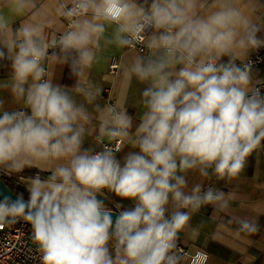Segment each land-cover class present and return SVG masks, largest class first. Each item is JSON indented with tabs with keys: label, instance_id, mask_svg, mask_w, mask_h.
Returning a JSON list of instances; mask_svg holds the SVG:
<instances>
[{
	"label": "clouds",
	"instance_id": "9594fccd",
	"mask_svg": "<svg viewBox=\"0 0 264 264\" xmlns=\"http://www.w3.org/2000/svg\"><path fill=\"white\" fill-rule=\"evenodd\" d=\"M257 10L255 0H0V62L12 67L0 81V170L51 173L24 181L27 202L0 201V227L30 224L40 264H213L178 244L198 239L193 214H228L235 195L189 187L187 177L239 182L264 150V96L245 63L264 47ZM139 45L146 51L134 55ZM112 49L122 97L133 79L147 85L134 133L122 100L101 108L90 80ZM58 64L70 65L74 88L53 83ZM3 93L19 107H6ZM89 136L102 151L84 148ZM105 192L132 204L116 205L115 223ZM233 218L237 231L222 223L217 233L251 243L258 220Z\"/></svg>",
	"mask_w": 264,
	"mask_h": 264
},
{
	"label": "crops",
	"instance_id": "0c3cea01",
	"mask_svg": "<svg viewBox=\"0 0 264 264\" xmlns=\"http://www.w3.org/2000/svg\"><path fill=\"white\" fill-rule=\"evenodd\" d=\"M255 3L258 6L257 16L264 18V0H255ZM19 23L20 21L17 20L16 25ZM59 27V21H53L50 24L52 35L58 33ZM257 35L259 39L264 40V26H261ZM150 36L151 31L149 32V38ZM256 50H261L264 53V47H260ZM256 50L250 51L246 59L253 55ZM134 55L142 54L136 50ZM109 56L110 59L107 62L97 66L89 74L90 80L95 85L102 88L101 97L97 100V104L103 108L108 104H115L118 99H121L123 106L133 117L132 130L134 133L136 127L141 123L140 117L144 111L141 104L142 92L147 85L141 84L139 81L133 79L131 86L126 90L122 97L121 94L124 90L120 82V77H115L120 68L119 63L121 60V52L112 49ZM128 59H131V56H129ZM115 60L118 62L119 68L116 74H111L110 66ZM53 72L54 84L69 89L76 86V78L72 74L70 65L58 64L54 67ZM11 75V62L5 59L0 62V81L8 80ZM109 75L113 78L108 79ZM251 77L252 87L254 89H256L260 83L264 82V62L251 70ZM3 99L5 100L6 107H19V105L13 104L12 97L9 93H3ZM75 99L78 103H84L79 96H76ZM88 111L90 113L94 112L92 107H88ZM94 135L95 134H93V136ZM93 136H89L85 140L84 148L95 152L103 146L98 144ZM106 143L107 141H105V144ZM131 150V148L125 146L117 155V158L122 160L124 155ZM0 171L7 175L6 172L2 170ZM18 174L24 175L27 179L34 178L36 174H39L42 179H46L51 173L47 171L41 172L37 168H26L23 172ZM187 179L189 187L195 183H202L203 190L205 191L209 187H213L224 192L226 195L234 194L235 196L228 214L222 213L220 216L215 215L216 210L212 206L203 207L198 213L193 214L190 224L193 228L199 231V237L195 241L188 240L187 243H185L186 238L182 235L179 244L183 245L188 251L193 246L207 251L212 258L213 264H264V150H261L258 155L254 154L248 160L247 166L239 182L227 183L215 178L202 180L197 173H189ZM106 196L107 199L104 200V203L107 207L112 206L117 208L116 205L120 204L122 205V208L126 210L132 206L131 201H122L112 193L106 192ZM98 198L104 199L103 197ZM233 216L254 217L258 220L260 230L255 235L247 238L251 243L236 240L224 230L217 233L218 224L222 223H230L233 232L239 229L240 225L236 222Z\"/></svg>",
	"mask_w": 264,
	"mask_h": 264
},
{
	"label": "built area",
	"instance_id": "2783aa9c",
	"mask_svg": "<svg viewBox=\"0 0 264 264\" xmlns=\"http://www.w3.org/2000/svg\"><path fill=\"white\" fill-rule=\"evenodd\" d=\"M141 49L146 51V48H144L143 45L137 46L136 50L143 54ZM263 62L264 53L261 50H256V52L245 61V63L251 65V70L258 67ZM118 68V62L116 60L113 61L110 66V73L116 74ZM256 89H259L261 96H264V82L260 83ZM102 150L103 147L95 152H100ZM119 153H117V155ZM7 175L10 176L8 173ZM37 175L39 174H36L35 176ZM21 177L24 179L22 180ZM17 180L28 191L26 183L24 182L28 179L24 175H20L17 177ZM178 247L184 249V251H188L181 244H178ZM0 264H40V254L33 244L30 224L20 221L11 227H0Z\"/></svg>",
	"mask_w": 264,
	"mask_h": 264
},
{
	"label": "water",
	"instance_id": "95a60500",
	"mask_svg": "<svg viewBox=\"0 0 264 264\" xmlns=\"http://www.w3.org/2000/svg\"><path fill=\"white\" fill-rule=\"evenodd\" d=\"M21 196H18L13 190L10 188V186L6 183V177L4 173L0 171V201H3L5 199L10 200H16ZM25 202L28 200L23 198ZM119 216L118 211H112V218L113 222L115 223L116 218Z\"/></svg>",
	"mask_w": 264,
	"mask_h": 264
},
{
	"label": "trees",
	"instance_id": "16d2710c",
	"mask_svg": "<svg viewBox=\"0 0 264 264\" xmlns=\"http://www.w3.org/2000/svg\"><path fill=\"white\" fill-rule=\"evenodd\" d=\"M21 174H10V176L5 175L6 177V183L10 186V188L15 192L18 196H22L23 198L29 200L30 193L27 191L17 180V177ZM114 211H120V209H117L115 207L109 206Z\"/></svg>",
	"mask_w": 264,
	"mask_h": 264
}]
</instances>
